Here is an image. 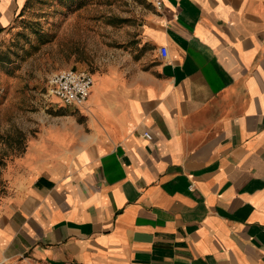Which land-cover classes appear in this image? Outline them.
Listing matches in <instances>:
<instances>
[{"label":"crops","instance_id":"obj_1","mask_svg":"<svg viewBox=\"0 0 264 264\" xmlns=\"http://www.w3.org/2000/svg\"><path fill=\"white\" fill-rule=\"evenodd\" d=\"M137 38L10 168L0 264H264V0L150 2Z\"/></svg>","mask_w":264,"mask_h":264},{"label":"rangeland","instance_id":"obj_2","mask_svg":"<svg viewBox=\"0 0 264 264\" xmlns=\"http://www.w3.org/2000/svg\"><path fill=\"white\" fill-rule=\"evenodd\" d=\"M149 0H0V201L39 125L64 113L49 93L61 69L125 66L140 49ZM9 15V19L8 18Z\"/></svg>","mask_w":264,"mask_h":264},{"label":"built area","instance_id":"obj_3","mask_svg":"<svg viewBox=\"0 0 264 264\" xmlns=\"http://www.w3.org/2000/svg\"><path fill=\"white\" fill-rule=\"evenodd\" d=\"M157 8L161 9L164 0H149ZM94 85L93 74L86 69H61L54 72L48 81L49 93L61 99L68 105L84 106L90 97ZM145 136L152 139L151 133Z\"/></svg>","mask_w":264,"mask_h":264}]
</instances>
